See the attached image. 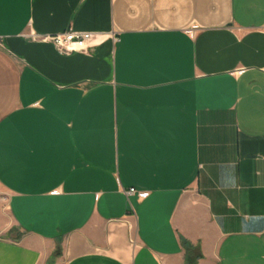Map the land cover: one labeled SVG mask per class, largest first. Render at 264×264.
Listing matches in <instances>:
<instances>
[{"label":"crops","instance_id":"0c3cea01","mask_svg":"<svg viewBox=\"0 0 264 264\" xmlns=\"http://www.w3.org/2000/svg\"><path fill=\"white\" fill-rule=\"evenodd\" d=\"M0 264H264V0H0Z\"/></svg>","mask_w":264,"mask_h":264},{"label":"built area","instance_id":"2783aa9c","mask_svg":"<svg viewBox=\"0 0 264 264\" xmlns=\"http://www.w3.org/2000/svg\"><path fill=\"white\" fill-rule=\"evenodd\" d=\"M99 35L90 32H77L71 29L67 31L48 36H34L36 39H41L44 42H49L53 44L60 54L71 55L74 53H86L92 46L97 44ZM129 195H134L136 193L135 189L129 190ZM147 193H140L139 198H146Z\"/></svg>","mask_w":264,"mask_h":264}]
</instances>
